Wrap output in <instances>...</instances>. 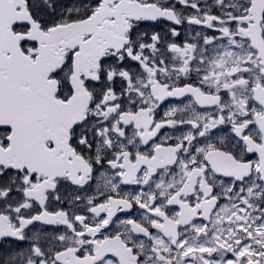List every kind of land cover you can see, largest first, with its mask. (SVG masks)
<instances>
[{
    "label": "snow or ice",
    "instance_id": "1",
    "mask_svg": "<svg viewBox=\"0 0 264 264\" xmlns=\"http://www.w3.org/2000/svg\"><path fill=\"white\" fill-rule=\"evenodd\" d=\"M0 264H264V0H0Z\"/></svg>",
    "mask_w": 264,
    "mask_h": 264
},
{
    "label": "flooded vegetation",
    "instance_id": "2",
    "mask_svg": "<svg viewBox=\"0 0 264 264\" xmlns=\"http://www.w3.org/2000/svg\"><path fill=\"white\" fill-rule=\"evenodd\" d=\"M190 11V10H189ZM198 27V26H197ZM129 189H132L134 190L135 189V186H128Z\"/></svg>",
    "mask_w": 264,
    "mask_h": 264
}]
</instances>
